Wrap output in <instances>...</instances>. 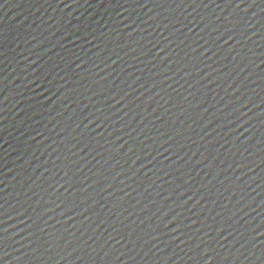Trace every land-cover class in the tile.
Wrapping results in <instances>:
<instances>
[{
	"label": "water",
	"instance_id": "1",
	"mask_svg": "<svg viewBox=\"0 0 264 264\" xmlns=\"http://www.w3.org/2000/svg\"><path fill=\"white\" fill-rule=\"evenodd\" d=\"M0 264H264V0H0Z\"/></svg>",
	"mask_w": 264,
	"mask_h": 264
}]
</instances>
